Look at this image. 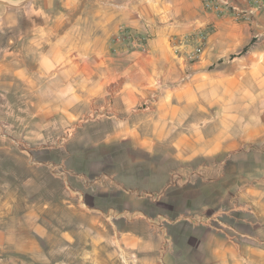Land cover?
Masks as SVG:
<instances>
[{
  "label": "crops",
  "instance_id": "obj_1",
  "mask_svg": "<svg viewBox=\"0 0 264 264\" xmlns=\"http://www.w3.org/2000/svg\"><path fill=\"white\" fill-rule=\"evenodd\" d=\"M25 1L0 0V24L23 17ZM29 1L36 12L40 0ZM106 1L93 14L90 0L80 1L79 12L76 0H66L70 13L62 19L80 23L84 43L93 21L94 37L126 27L144 45L104 47L95 65L87 45L64 48L75 56L58 65L54 24L47 60L34 32L32 69L54 77L52 84L63 72L64 94L46 99L65 101L67 111L75 101L110 102L98 148L126 149L128 173L146 168L144 179L130 177L128 185L147 193L122 188L134 198L120 213L136 215L114 228L123 263L264 264V0H223L236 11L222 15L204 11L202 0ZM197 30H207L206 41L188 59ZM101 165L91 164L100 174L93 184L108 175ZM107 206L96 204L88 223L94 251L88 257L96 264L104 263L98 215L116 208Z\"/></svg>",
  "mask_w": 264,
  "mask_h": 264
},
{
  "label": "rangeland",
  "instance_id": "obj_2",
  "mask_svg": "<svg viewBox=\"0 0 264 264\" xmlns=\"http://www.w3.org/2000/svg\"><path fill=\"white\" fill-rule=\"evenodd\" d=\"M80 1L76 0L78 12ZM98 1L107 2L90 0L93 14ZM204 1L203 10L215 13L205 9ZM29 3L25 1L18 12L23 17L0 24V264H96L88 257L94 252L88 223L96 204L116 206L98 215L104 226L100 225L104 235L98 239L103 264H124L125 254L114 228L128 225L136 216L120 211L131 205L135 195L147 193L128 185L130 177L144 179L146 168L134 175L128 173L129 167L122 164L130 154L126 149L98 148L103 136L102 122L110 115L105 108L110 102L103 107L102 102L95 100L75 101L67 111L65 101L46 99L50 94H64L65 77L61 70L57 71L56 83L52 84L54 77L33 75L36 46L33 47L32 38L34 32L35 36L40 33L41 59L47 60L49 28L57 25L58 65L66 61L68 64L75 56L72 52L66 54L65 49L73 51V47L87 45L90 63L95 65L97 50L109 47L114 52L119 44L141 46L145 38L131 34L126 27L119 28L117 34L113 31L108 38L94 37L96 32L91 29H96L97 23L90 21V36L84 43L79 37L80 23L72 21L71 25L62 19L70 13L66 0H40L36 12ZM55 15L60 19L54 23L51 17ZM205 31L195 32L193 45L203 34L200 48L203 46ZM52 104L58 107L54 109ZM113 159L121 166L111 165ZM96 163L102 164L100 169L108 174L98 185L91 183L100 176L96 166H91ZM121 178L127 182H120Z\"/></svg>",
  "mask_w": 264,
  "mask_h": 264
},
{
  "label": "built area",
  "instance_id": "obj_3",
  "mask_svg": "<svg viewBox=\"0 0 264 264\" xmlns=\"http://www.w3.org/2000/svg\"><path fill=\"white\" fill-rule=\"evenodd\" d=\"M220 2H221V0H220ZM204 6H205L206 10H208L210 12H215L217 15H220V14L222 15L224 13L226 14L227 12L236 11L235 8H232L231 6L227 5L224 2L218 3V2H215L212 0H210V1L205 0ZM204 39H205V36L203 34H200L197 37L198 44L195 43V45L193 47V51L187 56L188 59H193L194 57L197 56V54L200 50L201 41H203Z\"/></svg>",
  "mask_w": 264,
  "mask_h": 264
}]
</instances>
